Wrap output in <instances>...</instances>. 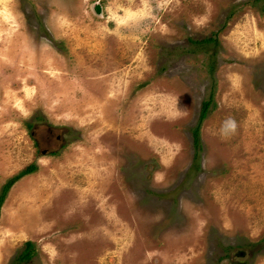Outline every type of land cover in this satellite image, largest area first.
Segmentation results:
<instances>
[{
  "label": "rangeland",
  "instance_id": "374dc122",
  "mask_svg": "<svg viewBox=\"0 0 264 264\" xmlns=\"http://www.w3.org/2000/svg\"><path fill=\"white\" fill-rule=\"evenodd\" d=\"M30 166L0 264H264V0H0V194Z\"/></svg>",
  "mask_w": 264,
  "mask_h": 264
},
{
  "label": "trees",
  "instance_id": "16d2710c",
  "mask_svg": "<svg viewBox=\"0 0 264 264\" xmlns=\"http://www.w3.org/2000/svg\"><path fill=\"white\" fill-rule=\"evenodd\" d=\"M211 42L210 40L201 42V43H209ZM209 102L204 104L202 113H201V117H200V122H202L207 115L208 112V108H209ZM194 147L196 150L200 149V138H199V126L195 129L194 131ZM35 169L34 166H30L28 169L24 170L23 172H21L20 174H18L16 177H14L13 179H11L3 188L1 194H0V212H1V208L3 206V203L5 201V198L7 197V194L10 190V188L16 183L18 182V180H20L22 177L26 176V175H30L32 174L33 170ZM34 246L32 245V243L27 242L25 244V249L23 251V253L19 256L18 258V262L19 263H25V262H29L33 257H34Z\"/></svg>",
  "mask_w": 264,
  "mask_h": 264
}]
</instances>
